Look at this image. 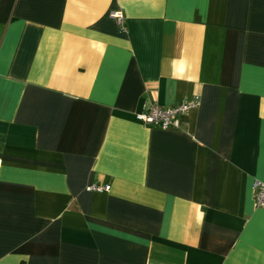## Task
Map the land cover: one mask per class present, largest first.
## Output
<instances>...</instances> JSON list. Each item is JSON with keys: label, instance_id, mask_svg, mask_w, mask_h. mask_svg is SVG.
Returning a JSON list of instances; mask_svg holds the SVG:
<instances>
[{"label": "crops", "instance_id": "1", "mask_svg": "<svg viewBox=\"0 0 264 264\" xmlns=\"http://www.w3.org/2000/svg\"><path fill=\"white\" fill-rule=\"evenodd\" d=\"M256 181L264 0H0V264H264Z\"/></svg>", "mask_w": 264, "mask_h": 264}, {"label": "built area", "instance_id": "2", "mask_svg": "<svg viewBox=\"0 0 264 264\" xmlns=\"http://www.w3.org/2000/svg\"><path fill=\"white\" fill-rule=\"evenodd\" d=\"M110 17L114 19L121 31H125L124 17L120 12H111ZM200 104L199 97L182 101L168 108L157 105H150L146 111L136 115L137 121L148 127H158L160 129H178L179 117L187 115L196 109ZM108 187H90L89 190H107ZM253 199L257 207H264V183L256 181L253 185Z\"/></svg>", "mask_w": 264, "mask_h": 264}]
</instances>
